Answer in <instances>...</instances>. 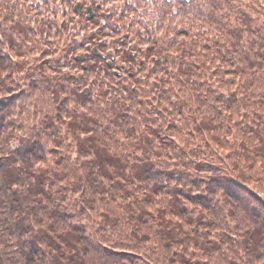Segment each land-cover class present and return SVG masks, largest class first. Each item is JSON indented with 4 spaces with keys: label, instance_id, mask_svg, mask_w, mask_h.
<instances>
[{
    "label": "trees",
    "instance_id": "1",
    "mask_svg": "<svg viewBox=\"0 0 264 264\" xmlns=\"http://www.w3.org/2000/svg\"><path fill=\"white\" fill-rule=\"evenodd\" d=\"M69 1L0 0V264H264V0Z\"/></svg>",
    "mask_w": 264,
    "mask_h": 264
},
{
    "label": "rangeland",
    "instance_id": "2",
    "mask_svg": "<svg viewBox=\"0 0 264 264\" xmlns=\"http://www.w3.org/2000/svg\"><path fill=\"white\" fill-rule=\"evenodd\" d=\"M69 2H70V6L66 7L67 12L69 13L68 19L65 22H62L63 19L61 18V16H59L57 21H54L55 27H56L55 29L58 28L60 31H62V27H63L64 23H67L68 26H70V20L80 21L83 25L85 24L84 30L82 32L78 31L77 33H73V35H71V36H73V39L78 40L79 41L78 43L81 46H84L85 49H91V52H95L99 48L98 45H94L95 41L90 42L89 40H87L86 39L87 37L92 38L93 36H96L97 39H101V40H99V42L102 40L104 42H112L110 40L115 38L116 46L114 48H111L108 50L109 54H111L112 56H115L117 54V52L119 51V49L121 48V44L124 42L123 35L121 34V36H120V34L117 33V32H119L117 25L114 24V26H113L114 29L113 30L110 29L108 27V22L104 21L103 18L99 17L98 11L94 10L92 5L90 3H87L84 0H72ZM243 2L245 4H250L252 2L255 3L254 0H244ZM77 5L81 6V8L79 10H76ZM60 6H62V5H60ZM89 8L93 11V16H94V21H95V23H92V24H88L89 22L86 21V19L92 18V17H90V14L88 12ZM74 10L80 11L84 17H82V18L77 17L76 14L73 13ZM105 14L106 13L103 11L102 16H105ZM68 35H70L69 32H68ZM62 37H64V36H62ZM73 39L71 37V40H73ZM82 55L84 56L86 54H82ZM83 56H81V57H83ZM149 61H150V59L146 60V57L145 58H137V60H136L137 63L143 62V63H146L148 67H152L153 63L149 62ZM119 64L122 65L121 62H119ZM149 78H150V81L153 82L155 79V76L150 75Z\"/></svg>",
    "mask_w": 264,
    "mask_h": 264
},
{
    "label": "water",
    "instance_id": "3",
    "mask_svg": "<svg viewBox=\"0 0 264 264\" xmlns=\"http://www.w3.org/2000/svg\"><path fill=\"white\" fill-rule=\"evenodd\" d=\"M80 8H81V6L77 5L76 10H79ZM88 12L90 13V17H92L93 16V11L89 8Z\"/></svg>",
    "mask_w": 264,
    "mask_h": 264
}]
</instances>
